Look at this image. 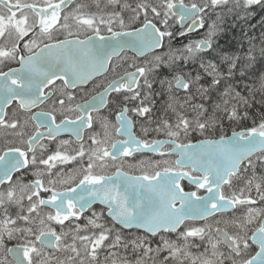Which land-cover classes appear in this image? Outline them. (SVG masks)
Wrapping results in <instances>:
<instances>
[{"label":"snow or ice","instance_id":"6c2138e0","mask_svg":"<svg viewBox=\"0 0 264 264\" xmlns=\"http://www.w3.org/2000/svg\"><path fill=\"white\" fill-rule=\"evenodd\" d=\"M257 8L0 0V264H264ZM126 49L153 55L129 71Z\"/></svg>","mask_w":264,"mask_h":264},{"label":"flooded vegetation","instance_id":"af4514ba","mask_svg":"<svg viewBox=\"0 0 264 264\" xmlns=\"http://www.w3.org/2000/svg\"><path fill=\"white\" fill-rule=\"evenodd\" d=\"M27 2H31V0H27ZM93 10H95V9H93ZM0 12H6V9H0ZM248 21L249 22L247 24H243L242 25L244 31L247 32L248 35H250V36L254 35L257 38H259L261 32L264 31V23L261 22L260 18H256L254 13L249 17ZM247 26H249L251 28L249 30V32L246 29ZM225 29H226V25H225ZM202 32H203V30H200L199 33H196V32L191 33L190 34V38L191 39H196V38H198V36L200 34H202ZM240 33H241V31H240ZM172 43H173V45L175 47H179L182 44L187 43V39L183 38V37H180V39L174 40ZM220 43L223 44L222 39L220 40ZM159 51H161V50H159ZM122 55L124 57H127V60H126V62H124L123 67L126 68L129 71H132L134 69L129 67L130 64L134 63L136 65H141V64L144 63L145 60H150L152 58L153 53H151V54H149L147 56H138V55L134 54L131 51L125 50ZM12 66L16 67L17 65L13 64ZM4 70H7V69L5 68ZM111 75L112 74L110 73L109 74V78L111 77ZM104 79H105L104 77H97V78H95V83H101L102 84L104 82ZM57 83H59V82H57ZM95 83L89 82L87 85L84 86V90L82 92H80L79 95L80 96H84L85 98H87L88 96L95 94V91L98 90L95 87ZM157 99L159 100V98H157ZM105 114H107V113H105ZM109 119H112L113 122H115L114 121V116H109ZM133 119L136 120V117L133 116ZM139 126H140V121H137L136 127L134 128V131L136 132L137 135H140ZM85 135H87V132L85 133ZM61 138H63V139H69L70 138V139H73V140L75 139L74 137L70 136V134H68V133H65ZM149 138H160V139H163L164 137H163V135H160L159 137H157V136H155V134L150 133ZM149 155L153 159L158 158L155 154H149ZM174 158L175 157H173V159ZM183 183L186 184L187 182L185 181ZM94 208H96L98 210L100 208V206L99 205H94ZM88 214L89 213H85V215H88ZM188 223H192V222H188ZM196 223H200V222H196ZM125 231L127 232L128 230H125ZM132 231L135 232V230H132ZM82 255H83V253H82ZM85 264H88V261L85 260Z\"/></svg>","mask_w":264,"mask_h":264},{"label":"trees","instance_id":"16d2710c","mask_svg":"<svg viewBox=\"0 0 264 264\" xmlns=\"http://www.w3.org/2000/svg\"><path fill=\"white\" fill-rule=\"evenodd\" d=\"M254 15L256 18H260L261 22L264 23V10L262 9H255ZM249 22V21H248ZM239 29V30H238ZM241 28L236 26L235 24L232 23V18L229 17L228 21L226 23V31L223 34L222 38V45H233L235 47H239V41H240V30ZM247 31L249 32V29H251L249 26H247ZM177 39H180V37H177ZM176 39V40H177ZM244 45L247 46V41H243ZM225 132L229 134L231 132V129H229L226 125L225 127Z\"/></svg>","mask_w":264,"mask_h":264},{"label":"water","instance_id":"95a60500","mask_svg":"<svg viewBox=\"0 0 264 264\" xmlns=\"http://www.w3.org/2000/svg\"><path fill=\"white\" fill-rule=\"evenodd\" d=\"M127 51H131V52H133L134 54H136V55H138L137 54V52L134 50V49H126ZM157 51H159V50H157ZM152 52H146L143 56H147V55H149V54H151ZM138 56H140V55H138ZM231 134V133H230ZM229 134V135H230Z\"/></svg>","mask_w":264,"mask_h":264},{"label":"rangeland","instance_id":"374dc122","mask_svg":"<svg viewBox=\"0 0 264 264\" xmlns=\"http://www.w3.org/2000/svg\"><path fill=\"white\" fill-rule=\"evenodd\" d=\"M185 2H189V0H185ZM246 40V39H245ZM247 41V40H246ZM239 90V89H238ZM107 243V242H106ZM193 251H196V249H193ZM83 253V252H82ZM87 261V260H86Z\"/></svg>","mask_w":264,"mask_h":264}]
</instances>
